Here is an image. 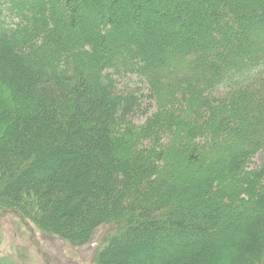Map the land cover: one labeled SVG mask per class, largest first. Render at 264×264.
<instances>
[{
    "label": "trees",
    "instance_id": "1",
    "mask_svg": "<svg viewBox=\"0 0 264 264\" xmlns=\"http://www.w3.org/2000/svg\"><path fill=\"white\" fill-rule=\"evenodd\" d=\"M181 1L0 0V201L95 264H264V0Z\"/></svg>",
    "mask_w": 264,
    "mask_h": 264
},
{
    "label": "rangeland",
    "instance_id": "2",
    "mask_svg": "<svg viewBox=\"0 0 264 264\" xmlns=\"http://www.w3.org/2000/svg\"><path fill=\"white\" fill-rule=\"evenodd\" d=\"M154 1L158 2L160 7L165 4L172 7L179 0ZM201 1L184 0L179 4L181 9H185L184 17H187V21L191 23L190 26L186 25L185 31L188 32L189 27L194 28L192 32L195 40L199 38L195 32L198 24H206L208 20L206 9L203 10L202 16L194 15ZM11 18H14V14H11ZM173 30L180 31L179 27H174ZM120 81L119 88L122 90L135 91L139 95L148 93L147 84L137 76L131 75ZM148 102L150 100L143 96L142 106H146ZM153 103L154 101L151 102L152 105ZM152 110L150 107L148 114ZM141 112L142 110L132 116V120L138 124L143 123L146 117ZM261 154L253 158L254 163L251 165L256 166L260 163ZM2 204L4 203L0 201V259L5 260L7 264H95V254L99 249L98 243L111 229L110 226L100 227L93 233V239L90 242L75 243L70 238H58L54 234L42 231L32 219L24 218L18 212L9 210Z\"/></svg>",
    "mask_w": 264,
    "mask_h": 264
}]
</instances>
